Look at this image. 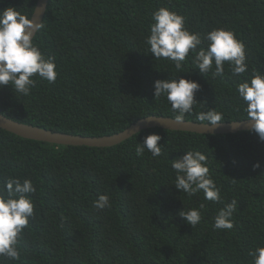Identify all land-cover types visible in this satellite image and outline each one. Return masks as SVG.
Returning <instances> with one entry per match:
<instances>
[{"label": "trees", "instance_id": "obj_1", "mask_svg": "<svg viewBox=\"0 0 264 264\" xmlns=\"http://www.w3.org/2000/svg\"><path fill=\"white\" fill-rule=\"evenodd\" d=\"M37 1L0 0V9L31 16ZM165 6L202 36L233 29L246 45L248 72L233 76L226 63L223 78L211 71L206 78L190 52L177 73L172 62L146 53L153 11ZM43 24L34 42L46 58L55 57L57 79L33 77L28 96L0 87V112L52 131L100 137L151 115L174 118L165 97L154 99V82L174 75L200 84L185 120L214 108L224 114L221 122L245 120L237 86L252 69L264 72V0H50ZM152 133L161 136V156L147 150L138 156L137 143ZM187 150L207 155L221 203L204 200L202 192L188 197L173 184L171 159ZM10 176L33 181L36 215L19 238L20 260L4 264H252L249 250L264 244V141L252 131L151 128L99 148L54 145L0 128V183ZM103 193L111 207L97 210L93 201ZM232 199L234 228L214 229L219 208ZM200 203L203 219L193 229L179 212Z\"/></svg>", "mask_w": 264, "mask_h": 264}, {"label": "clouds", "instance_id": "obj_2", "mask_svg": "<svg viewBox=\"0 0 264 264\" xmlns=\"http://www.w3.org/2000/svg\"><path fill=\"white\" fill-rule=\"evenodd\" d=\"M33 15L23 14L13 6L0 9V87L11 85L16 94L23 96L30 95L35 87L33 77L38 76L51 84L58 76L55 57L46 58L34 42L36 34L45 25L42 21L36 22ZM149 31L144 41L149 46L146 53L152 54L155 60L172 62L177 73L184 72L190 52L194 54L191 63L206 78L210 71L213 78H223L226 63L233 76L240 77L248 72L246 45L231 28H213L202 36L186 27L183 15L165 6L153 11ZM175 77L154 82V99L165 97L174 113V120L184 122L185 115L192 113L197 104L195 93L200 84L195 80L184 77L177 80ZM237 93L244 102L250 131L264 141V72L252 69L251 75L238 84ZM224 119V114L216 108L200 111L195 117V121L208 122L212 126ZM139 131L137 129L135 133L139 134ZM160 140L159 134L147 135L142 143H137L136 154L142 156L147 150L153 157L161 156L163 145L158 144ZM260 166L261 162L257 161L253 169ZM170 167L175 172L173 184L180 192L188 197L202 192L204 200L221 203L220 188L210 175L205 153L187 150L182 157L171 159ZM36 191L33 181L27 177L10 176L0 183V264H4L5 260L19 261L21 258L19 238L29 226V220L35 218L34 201L30 194ZM237 205L238 201L232 199L219 208L212 227L233 229L232 218ZM92 206L97 210L110 208L109 195L99 194ZM205 207L204 203H200L188 210L183 208L179 215L194 229L202 221ZM248 255L252 257V264H264V244L250 249Z\"/></svg>", "mask_w": 264, "mask_h": 264}, {"label": "water", "instance_id": "obj_3", "mask_svg": "<svg viewBox=\"0 0 264 264\" xmlns=\"http://www.w3.org/2000/svg\"><path fill=\"white\" fill-rule=\"evenodd\" d=\"M50 0H38L34 10L33 19L36 22L44 20ZM37 35V34H36ZM36 37V36H35ZM0 128L11 132L22 138L46 142L54 145L64 146H87V147H112L133 137L139 129L163 128L167 130L186 131L199 134H229L242 131H250V120H237L231 122H219L216 126L209 123L185 120L177 122L172 117L151 115L133 123L125 130L100 137L76 135L59 131L48 130L39 126L16 121L0 112Z\"/></svg>", "mask_w": 264, "mask_h": 264}]
</instances>
